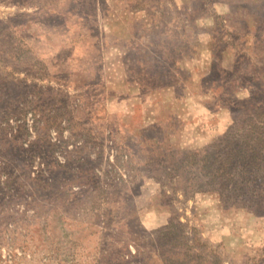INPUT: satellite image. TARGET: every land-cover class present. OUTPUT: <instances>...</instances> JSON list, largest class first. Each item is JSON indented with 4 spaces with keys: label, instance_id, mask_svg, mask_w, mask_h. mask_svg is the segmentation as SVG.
<instances>
[{
    "label": "rangeland",
    "instance_id": "1",
    "mask_svg": "<svg viewBox=\"0 0 264 264\" xmlns=\"http://www.w3.org/2000/svg\"><path fill=\"white\" fill-rule=\"evenodd\" d=\"M0 264H264V0H0Z\"/></svg>",
    "mask_w": 264,
    "mask_h": 264
}]
</instances>
